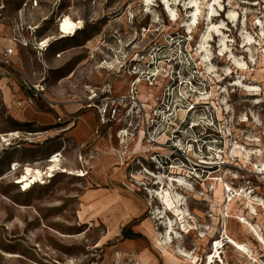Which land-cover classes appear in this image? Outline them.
Segmentation results:
<instances>
[{
    "label": "rangeland",
    "instance_id": "1",
    "mask_svg": "<svg viewBox=\"0 0 264 264\" xmlns=\"http://www.w3.org/2000/svg\"><path fill=\"white\" fill-rule=\"evenodd\" d=\"M188 1L166 0L168 8L172 10L170 14L163 0H150L148 3L151 6H147L143 0H0V25L6 27V36L10 37L11 33L14 35L18 32L31 41L35 38V43L44 39L48 41L47 49L40 56L29 46L18 47L17 58L30 77L38 80L44 78V83H48L50 94L56 100H63L57 90L68 89L73 85H77L85 94L86 91L99 90L107 85L110 97L119 98L123 96L128 80L138 84L140 79L151 87L155 77L149 78L148 75L161 71L160 81H163L164 88H168V96L163 102L167 110L158 108L162 113L152 114L149 118L144 108L148 104L139 103L140 108L135 106L132 109L133 102L125 100L122 127L130 134L143 130L150 139L157 142L162 134L169 136L168 144L160 145V148L167 151V157H162L161 153L153 156L148 154L143 159L128 155L123 160V167H119L124 178H119L115 177L113 170H103L101 152L97 149L100 140L110 142L112 124L103 128L96 116L95 121L89 115L91 118H85L86 121L81 123L80 129L74 134V139L63 141L59 139L57 132L61 128H67V124L59 125L56 121L58 125L55 126L53 108L45 106L46 113L42 116L44 120L38 127L40 131H44L40 133L41 137L31 144L22 143L20 149L5 147L0 151V264H112L108 262V255L120 253L126 256L127 251L134 252L137 260L138 257L146 260V264H164L154 252L159 251L154 244L155 237H151L143 226L144 223H149L152 208L147 201V190L158 189L153 185L156 180L145 174L170 178L182 175L189 180L194 192L201 196L202 200L198 204L188 200L187 208L192 214L195 210L201 212L206 221L191 215L187 222L183 221L176 227L175 232L180 237L177 245L192 255L197 250L195 237L200 233V227H210L205 232L209 238L206 247L197 257L196 254L193 255L197 264H203L210 256L207 255L211 250L210 243L219 236L218 233L209 236L211 228H214L213 219L221 221L222 215H225L223 202H211V188L215 185L207 183V179L211 175L222 174L221 180L235 188L248 185L253 189L252 185H257L264 193V174L252 168L256 165L255 169L258 170L257 166L264 164V154L246 169H239L237 162L234 166L225 164L227 141L230 145L234 142L243 145L249 144L246 142L247 138L258 139L264 153V87H261L262 103L253 106L247 102L253 100L252 97H243L240 90L229 87L231 76H222L219 86L226 87V93L221 98H226L229 114L224 111V121L217 118L213 103L205 101L212 85L201 63L202 57L196 44L198 40L191 42L189 36H185L183 28L174 26L195 25L191 17L194 9L192 12L187 9ZM192 1L201 9L196 25H207L210 18L202 24L201 16L203 18L211 11L210 15L215 19L213 24L219 25L222 22L226 26L224 35L230 41L229 49L233 44L235 55L238 54L235 46L239 44L240 29L237 31V27H232L234 24L225 19L228 12L233 11L238 15L236 25H247L250 35L257 32L255 22L263 21L257 9H264V0ZM207 1H210L209 7L205 6ZM253 4L259 6L251 7ZM64 18L74 22L78 30L73 37L58 39L57 25ZM171 20L173 21L170 22ZM10 25L13 28L18 26L19 29H11ZM28 27L31 29L28 30ZM145 29L147 31L143 32ZM217 42L218 38L215 37L208 45L209 62L221 76L226 63L217 55ZM56 53L61 54V59L55 58ZM243 57L247 61L246 55ZM41 61L46 62L49 69L44 70ZM105 66L108 68L105 69ZM12 69L13 67L9 68L8 72ZM37 72L40 73L39 76ZM6 96L0 93V133L23 130L8 116L7 107L4 106L8 102ZM195 103L198 105L193 111H189V105ZM215 104L219 107L217 101ZM153 109L155 108L152 111ZM180 111L186 113L183 122L179 120ZM63 114L65 117H61L62 119L71 117L67 112ZM165 118L168 119V124L165 123ZM192 126L195 127L191 128ZM34 131L35 129L28 127L21 132L32 134ZM48 131L51 133L47 134ZM225 132L227 139L224 137ZM59 150H63L62 167L71 165L73 169V159L79 151H92L94 159L88 164V175L79 180L58 174L49 180V184L35 185L27 193H20V186L14 184L20 171L2 179L9 173L10 162L17 154L20 156L19 161L27 159L35 163L38 161L35 158L46 160ZM173 166L176 169H172ZM214 184L218 185L216 187L220 185L219 181ZM88 194L95 199L106 197L110 203L105 207L91 209L89 216H85L88 225H80L78 213ZM130 198L140 201L144 208L136 204L130 212L131 217L125 221L120 207ZM238 205L239 203L234 204ZM27 208L35 210L38 216ZM175 216L174 210H168V218L174 221ZM115 218H118L117 224L111 226ZM188 224L194 227L193 231L183 229ZM42 225L75 238L61 239L44 230ZM228 226L232 231L235 229L233 223L229 222ZM161 231L160 228L158 233ZM99 244L101 247L97 248ZM225 252L230 255L228 248ZM4 253L17 255V258H6ZM125 259L126 264L136 262L127 257Z\"/></svg>",
    "mask_w": 264,
    "mask_h": 264
},
{
    "label": "bare ground",
    "instance_id": "2",
    "mask_svg": "<svg viewBox=\"0 0 264 264\" xmlns=\"http://www.w3.org/2000/svg\"><path fill=\"white\" fill-rule=\"evenodd\" d=\"M149 1L150 0H143L147 6L150 5L148 3ZM163 2L165 3L166 10H169L171 14L172 10L168 8L166 0H163ZM209 5L210 1H207L205 6L209 7ZM252 6L258 7L259 4H253L251 7ZM187 9L190 10V12L194 9L191 17L192 23L195 25L174 26L183 28V32L186 33L185 36H189L191 42L195 43V41L198 40L196 44L197 50L200 52V56L202 57L201 63L203 67H205L204 72L210 77L212 85L210 94L205 97V101L213 103L216 108L217 118L220 121H224V111L227 113L229 112L227 102L225 100L226 98H221L222 94L226 93V87L219 86L222 76L226 78L231 76L232 80L229 83V87L240 90L243 93V97L253 98V100L247 101L249 104L253 106L261 104V87H264V9H257L259 12L258 14L261 15V19L263 21L255 22L254 26L255 31L257 30V32H254V35H250L247 32V25H236L239 17L235 12H228V16L225 19L228 23L234 24L232 27H237V31L238 28L240 29L239 44H236L235 46L238 52L237 55L233 53V44L230 46L231 49H229L228 43L230 41H228L227 37L224 35V31H227L226 26L223 25L222 22H220L219 25L213 24L215 19L211 17V11L207 10V15L205 14L203 18L201 16L203 21L202 24L204 21H207L208 17L210 18L207 25H196L198 17L201 14L200 7H198L195 1L189 0ZM172 21L173 20L170 22ZM150 28H152V25ZM75 29L76 24L70 21L69 18H64L63 20H60V25L59 28H57V31L59 34L70 35L75 31ZM146 31L147 30L145 29L143 32ZM215 37L218 38L217 55L226 63L221 76L217 74V69L209 62L210 52L208 50V45L211 43L212 38ZM232 43H234L233 40ZM244 55H246L247 61L243 57ZM211 75L213 76L211 77ZM161 76V71H159L158 74L153 75L155 80L153 85L150 84L152 85L151 87H148L149 84H146L139 79L138 84L134 89L136 92L134 95L136 98L133 99L135 105L139 106V103L144 105L148 104V106L144 108L149 118H151L153 112L152 108H155L158 104V98L163 96L164 87L163 81H160ZM133 84L132 80H128V85L122 94L123 99H130L129 95L133 91ZM215 101L218 102L220 108L215 104ZM207 102L204 104H207ZM193 110L194 108L191 111ZM185 114V111H180L179 120L182 122L184 121ZM164 120L165 123L168 124V119L165 118ZM244 121H246V118ZM81 123H83V120ZM81 123H79L78 128L81 127ZM123 124L124 115H119L115 118L114 125L110 129V142L106 143L105 141L100 140L99 143H97V149L101 152V164L105 172L113 170L115 177L119 176V178H124L119 167H123V160L128 155L136 156L137 159H143L146 158L148 154L153 156L157 153H161L160 155L162 157L168 156L167 151L160 148V145H163L166 141H168L169 136L166 134L161 137L159 136L158 144H155L154 140L150 139V137L143 130H140L139 133L130 134L128 130L122 127ZM46 133L49 134L51 132L48 131ZM35 135H40L41 137V134ZM224 137L226 139L228 138L226 132L224 133ZM247 139L246 142L249 144L241 145L234 142L230 145L229 141L226 142V146L228 148L225 155V164L227 166H232L237 162V167H239V169H246L248 166L251 167V165H254L253 162L260 160L261 155L264 154L261 149L262 144L259 143L260 141L258 139ZM255 142H257V144H254ZM151 144L158 146H151ZM44 159H37L38 161H36L35 165H27L25 167V172H21L20 176L15 178L17 181L14 182V184L21 186V188L19 187L20 193H27L31 191L35 185L45 186L50 183L49 180H52L58 174H63L67 177H73L79 180L84 179L88 175V173L85 175L83 172L80 173L79 171H74L71 165L62 167L61 162L57 158H53L50 161H46ZM153 161H155V159H153ZM255 167L256 165L252 168L258 171ZM257 167L261 168L259 171L263 170L264 164ZM172 169L176 168L173 166ZM261 174L264 173L261 172ZM13 175L14 173H6L2 179ZM145 175L146 177L149 176L152 179H155L156 182L153 183V185L158 187L156 191H152L150 189L147 190L146 197L149 199L147 201L149 207L152 208L148 218L149 223L147 222L148 224H143L149 235L151 237H155L154 244L159 250H155V254H157L158 257L164 261V264H197L193 255L196 254L197 257V254H200L203 251V248L206 247L209 238L205 232H208L210 227H200V233L195 237L197 243V253L195 251L192 255L177 245L180 237L175 232V229L183 221L187 222V220L191 218V215L201 221H206L205 216L201 212L195 210L192 214L187 208L188 200L198 204V202L202 200L201 196L194 192L193 187L188 183L189 180H186V177L182 175L176 176L175 178H170V176L166 177L165 175ZM167 178H169V180ZM187 178L191 179L190 177ZM221 178L222 174L217 176L211 175L207 179V183L212 186L215 185V187L213 186L211 188V193L213 195V201L211 202H223L222 207L225 209V215H222L221 221L213 219L214 228H211L212 232L211 234L209 233V236L216 233H218L219 236L216 240H213L210 243L211 250L207 254L210 256L207 257V261L206 259L204 260L203 264H264V193L260 191L257 185H252L254 187L253 189H251L252 187H248V185L247 187L235 188L228 183H224ZM235 178H237V176H235ZM245 178L251 179V177L248 176H245ZM217 181H219V187H216L218 185L214 184V182L216 183ZM185 195H187V198ZM109 203L110 202L106 199V197L95 199L91 194H88L85 198V203L80 206L81 211L78 213L77 218L80 225H88V219L85 218V216H89L91 209H94L95 207H105ZM235 203H239V205L234 206ZM136 204L141 205L142 208H144L143 204L138 200L136 201L134 198H130L126 203H122L120 208L123 212V218L125 221L131 217L130 212H132V208L137 206ZM156 204L160 206H154ZM27 209L31 210L33 215L38 216L37 212L32 208ZM168 210L175 211L176 216L174 221L168 218ZM117 221L118 218H115L113 223L110 225H116ZM229 222L233 223L235 227L233 231L228 226ZM41 227L47 232L57 235L61 239L70 240L75 238L55 232L45 227V225H42ZM154 227H156V229ZM160 228L162 231L158 233ZM183 229L193 231L194 227L189 226L188 224ZM99 247H101V244L97 246V248ZM226 247L230 251V255L225 252L227 249ZM4 254L6 258H17V255L7 253ZM126 257L128 260L136 261L135 263L133 262L134 264H146V260L141 257H138L137 260V256H135V253L131 251H127L126 256L121 255L120 253H117L115 256L110 254L108 255V262H112V264H126ZM104 264H107V262Z\"/></svg>",
    "mask_w": 264,
    "mask_h": 264
},
{
    "label": "built area",
    "instance_id": "3",
    "mask_svg": "<svg viewBox=\"0 0 264 264\" xmlns=\"http://www.w3.org/2000/svg\"><path fill=\"white\" fill-rule=\"evenodd\" d=\"M59 25H57V28H59ZM10 27H11V29H17V30L19 29L18 26L13 28V25H10ZM29 28L30 27H28L27 29L30 30L31 28L30 29ZM77 30H78L77 25H76L75 31L72 32L70 35L59 34V32L56 30L58 33L57 38L63 39V38L73 37V35L76 33ZM31 31H33V30H31ZM11 35L12 36H10V38H9V43L11 45H13L14 47H21V48H27V47L31 46L32 49L34 51H36V54L39 56H40V53L45 52V50L47 49L48 44H49L48 41L45 39L35 43V41H34L35 38H32V41H31L29 39L24 38L20 34H18V32L14 33V35L11 33ZM12 56H13V48H2V49H0V78L8 77V74H9L8 69L11 68V57ZM60 56H61V54L58 53V54H56L55 58L59 59ZM100 66H102V65H100ZM104 68L107 69L108 67L105 66ZM153 75L154 74H151L148 76H149V78H151V77H153ZM22 77H23L22 81H21L22 86L25 88V90H27L31 93V96H29L28 100L31 101L33 99L35 100V99L40 98L47 103V101L44 98V94L46 92V88L44 86V78L40 79V81L37 84H33V83L27 81V79H25L24 76H22ZM136 85H137L136 83H134L132 85L133 91L129 95L130 99H123L122 96L119 98L113 99L112 97H110L111 92H110V89L108 90L107 85L104 88H101L99 90L95 89V90L86 91V95L83 98V100H84L83 110H93L97 115L100 126L103 128H106L108 126V124L114 125L115 118L118 117L119 115H123V112H125L124 106H123L125 100H130L133 102L132 109L136 106L135 102L133 101V99L136 98V96H134L136 93L134 91ZM167 96H168V88L165 87L163 90V96L160 97L161 98L160 100L158 98L157 106H159V107H157V108L155 107V109H153L152 114L162 113V110H158V108H162V109L167 110L166 106H164V103H163L165 101L164 99ZM12 105L15 107H18V108H20L22 106L21 103L14 102V101H12ZM197 105H198L197 103L190 104L189 105V107H190L189 111H191L193 108L195 109V106H197ZM47 106L49 108H52L50 103H47ZM132 109H131V111H132ZM154 118H157L156 115L154 116ZM56 121L59 125L67 124V126H68L67 128L59 129L58 132L68 130L74 124V119L71 117L68 119H62L61 117H58L56 119ZM194 127L192 126L191 128H194ZM35 134H24L22 132H12V133L0 135V151H2L5 147H14L15 149H20L23 145L22 143H30V144L34 143L35 140L40 138V135H35ZM37 134H40V133H37ZM165 134H162V135H165ZM30 138H32V139H30ZM154 142H155V144H158L157 140L156 141L154 140ZM2 144H3V147H1ZM164 144L167 145L168 141H166ZM77 149L79 150V147H77ZM59 151L51 154L49 156V158L46 159V161H50L53 158H57L62 163L63 158H62L61 152L63 150H59ZM91 152L92 151H89L86 153H81V151L78 152V154L73 159L74 171L76 170V172L79 171L80 173L83 172L85 175H87L88 164L91 160L94 159L93 154ZM31 164L35 165L36 162L35 163L33 162ZM27 165H29V163L12 162L9 165L10 166L9 173H16L18 171H20V174H21V172L24 173L25 169H26L25 167ZM61 166H62V164H61ZM259 169H261V168H259ZM259 169H258L259 173H261V172L264 173V168H263V170H260V171H259ZM20 174H19V176H20ZM16 181L17 180L15 179L14 182H16ZM20 188H21V186H20Z\"/></svg>",
    "mask_w": 264,
    "mask_h": 264
},
{
    "label": "crops",
    "instance_id": "4",
    "mask_svg": "<svg viewBox=\"0 0 264 264\" xmlns=\"http://www.w3.org/2000/svg\"><path fill=\"white\" fill-rule=\"evenodd\" d=\"M4 30H6V27L1 24L0 49L13 48V56L11 57V67H13V69L12 71H9L8 77L0 78V93L2 95L3 94L7 95L6 97L8 99V102L5 103L4 106L7 107L8 116L14 122H16L17 125H19L23 130H13V131L7 130L8 132L0 133V135L12 133V132H21L26 130L28 127L35 129L34 132H31L32 134L44 132V131H40L38 127L42 125L41 122L44 120L42 116L46 113L44 107L47 106V103H50L53 108L52 111L55 114L53 124H55V126L58 125L56 123L57 117H65V115L63 114L64 112H67L74 119L73 126H71L68 130L57 132L60 140L65 141L66 139L68 140L72 139L74 134L77 132L79 123H81L82 120L84 123V121H86L85 120L86 117L91 118L89 115H91L93 119L96 121L95 116L97 117V115L93 110H83V106H84L83 98L85 97L86 94L85 91H81V89L77 85L70 86L68 87V89L60 88L61 90H57L56 91L57 94H59L63 100H56V98H53V96L50 94V88L48 87V83L45 82L44 86L46 88V92L44 94V98L47 101V103L40 98L29 101L28 98L29 96H31V93L25 90V88L22 86L21 84L23 78L22 76H24L25 79H27V81L33 84H37L40 80H38L37 78L33 79L32 77H30L29 74H27V71L23 68L21 61L17 58L18 47H14L9 43L10 37L6 36L7 34L5 33ZM20 50L23 52V49ZM59 59H61V57ZM47 61L49 62L50 59H47ZM51 61H53V59H51ZM40 63L44 70L49 69V67L45 64L46 62L44 63L41 61ZM37 74L38 76L40 75L39 72H37ZM12 101L19 102L21 103L22 106L20 108L15 107L12 105ZM75 125L77 126L75 127ZM19 158L20 156L19 154H17L10 163L12 162L27 163L29 161L33 162V160H27V159H23V161H19ZM35 159L40 160V158H35Z\"/></svg>",
    "mask_w": 264,
    "mask_h": 264
}]
</instances>
